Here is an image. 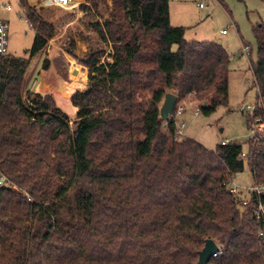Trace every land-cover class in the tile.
Returning a JSON list of instances; mask_svg holds the SVG:
<instances>
[{"label":"trees","instance_id":"16d2710c","mask_svg":"<svg viewBox=\"0 0 264 264\" xmlns=\"http://www.w3.org/2000/svg\"><path fill=\"white\" fill-rule=\"evenodd\" d=\"M19 1L36 36L27 56L0 54V177L9 182L0 186V264H197L207 239L223 247L207 264H264L256 214L264 193L244 206L225 184L246 160L253 183L264 184V140L249 139L245 151L233 141L209 150L176 138V123L161 117L168 92L178 97L175 109L187 96L204 114L228 103L224 45L186 40V28L171 23V0H97L109 15L95 25L113 46L109 82L104 50L82 59L68 50L88 68L87 89L71 96L83 166L68 115L25 101L32 60L47 45L43 20L48 41L54 26ZM254 33L255 115L264 116V25ZM71 71L87 79L80 66Z\"/></svg>","mask_w":264,"mask_h":264},{"label":"rangeland","instance_id":"374dc122","mask_svg":"<svg viewBox=\"0 0 264 264\" xmlns=\"http://www.w3.org/2000/svg\"><path fill=\"white\" fill-rule=\"evenodd\" d=\"M26 1L28 7L37 16H39L37 13L39 12L46 21L54 26V36L48 41L50 32L43 20L48 32L47 45L46 49L32 60L24 93L25 101L32 107L37 103L46 105L49 108L45 109L59 112L66 118L68 115L70 125L74 127L78 109L76 114L72 116L68 114L59 106L55 91L62 87L61 82L64 84L74 81L79 83L80 87L73 92L83 91L88 87V68L68 53L70 49H73L79 59L85 58L91 51L104 50L100 62L108 61V64L103 86L109 82L108 75L114 63L113 46L107 30L110 44L104 41L95 29L98 22H102L104 27V21L108 19L109 15L104 4L97 3V0H75V3L69 5L68 8H62L55 4L47 5L35 0ZM107 2L112 5V0H107ZM198 2H202L204 6L199 7ZM2 3L12 6V10H6L0 6V18L8 20L10 23L9 53L19 57L27 56L36 36L35 29L23 15L21 1L0 0V5ZM85 5L87 7L84 8ZM170 13L174 26L186 28V40L218 41L224 45L230 58L228 103L219 105L210 114H204L200 110V101H196L194 96H187L177 104V106L185 107L182 115L177 118L179 126L182 127V123L185 122L183 126L185 136L195 139L209 150L216 149L222 141L228 140L242 144L245 151L248 147L250 120L248 111L241 110V104L257 100L258 92L253 84L254 74L251 66L259 59L258 42H256L254 30L258 23L264 25V0H171ZM223 30L226 31L225 35L222 33ZM245 46H248L249 50H244ZM174 48L176 49L177 46ZM44 55H46L44 62L48 60L49 63L47 64L49 66L43 67L40 72L45 81V87L31 92L28 85ZM73 64L86 71L87 79L85 81L75 80L72 77L71 67ZM103 86L99 87L98 91ZM87 109L88 113L84 118L83 125L90 113L88 106ZM76 133V129L71 132L75 145V156L77 164L84 166V144L81 146L76 141ZM233 183L237 184L242 191H245L246 186L254 184L247 160L245 170L236 174Z\"/></svg>","mask_w":264,"mask_h":264},{"label":"built area","instance_id":"2783aa9c","mask_svg":"<svg viewBox=\"0 0 264 264\" xmlns=\"http://www.w3.org/2000/svg\"><path fill=\"white\" fill-rule=\"evenodd\" d=\"M35 1H39L42 3H45L47 5H57L60 6L62 8H68L69 5L72 3L73 0H35ZM197 5L199 7H203L204 4L202 2H198ZM1 8H4L6 10H12V6L8 3L4 4L2 3ZM10 23L9 21L0 18V54L4 55V54H8L9 52V39H10ZM223 34H226V31L223 30L222 31ZM244 50H249L248 46L244 47ZM257 92L259 91V89L256 87ZM257 108V100L254 102H244L241 104V110L244 111H248V115H249V120H250V133H249V139L254 141V142H261V140H264V116H257L255 115V110ZM185 107L181 106H177V109H175V113L173 112V114L169 115L168 119L173 120L174 123H176L177 125V134H176V138L178 139H182V137L185 136L184 134V130H183V126L185 124V122L182 123V127L179 126V122L177 120V118L182 115V113L184 112ZM167 127V123H165L163 125V128L166 129ZM229 143L228 140L222 141V144H227ZM246 153H244L243 155L245 156ZM9 185V182L7 181L6 177L4 175H1L0 177V186L2 185ZM227 190L229 191V193H233V194H241L242 198H243V205H247V203L249 202V198L252 195H257V196H261L264 193V184L262 185H258V184H252L250 186H246L245 191L240 190V187L237 184L233 183V180L231 182L227 181L225 182ZM256 214L258 216L259 219H264V203L260 202L258 205V209L256 211ZM220 250L215 254V256L217 254H220L222 252V246L219 245Z\"/></svg>","mask_w":264,"mask_h":264},{"label":"water","instance_id":"95a60500","mask_svg":"<svg viewBox=\"0 0 264 264\" xmlns=\"http://www.w3.org/2000/svg\"><path fill=\"white\" fill-rule=\"evenodd\" d=\"M43 60H44V56L42 57V59L39 62V66L36 69V72L34 73V76L32 77L31 82L28 85V89L31 92H36L37 91V87L44 89L45 87V81L41 75V69L43 66ZM76 72V70L74 71V73ZM177 95L172 93V92H168L166 93V96L161 104V117L163 120L168 119L169 115L173 114V112L175 111V105L177 103ZM206 102L203 103V105H205ZM72 131H74V129H77V127H70ZM220 250L219 244H216L214 240L212 239H207L203 248L201 249V251L199 252V258L197 261V264H207V261L215 256V254Z\"/></svg>","mask_w":264,"mask_h":264},{"label":"bare ground","instance_id":"6f19581e","mask_svg":"<svg viewBox=\"0 0 264 264\" xmlns=\"http://www.w3.org/2000/svg\"><path fill=\"white\" fill-rule=\"evenodd\" d=\"M74 3H75V0H73L70 5H73ZM45 57H46V55H44V59H45ZM43 62H44V60H43ZM43 67H44V63H43L42 69H43ZM60 84L62 87L60 89H56V91H55V95L57 96V99H58V104L60 107H62L64 110H66L68 114H70L72 116V115L76 114L77 107L71 103V95H72L71 93L74 90H76L78 87H80V84L75 82V81L71 82V83H65V84H64V82H61ZM38 88L39 87H37V90H38Z\"/></svg>","mask_w":264,"mask_h":264},{"label":"crops","instance_id":"0c3cea01","mask_svg":"<svg viewBox=\"0 0 264 264\" xmlns=\"http://www.w3.org/2000/svg\"><path fill=\"white\" fill-rule=\"evenodd\" d=\"M171 23H172V19H171ZM172 25H173V23H172ZM223 35H225V34H223ZM85 73H86V71H84Z\"/></svg>","mask_w":264,"mask_h":264}]
</instances>
